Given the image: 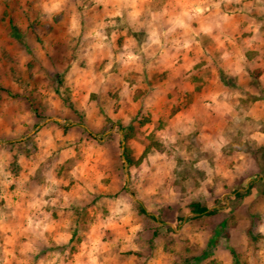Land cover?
<instances>
[{
    "label": "clouds",
    "instance_id": "1",
    "mask_svg": "<svg viewBox=\"0 0 264 264\" xmlns=\"http://www.w3.org/2000/svg\"><path fill=\"white\" fill-rule=\"evenodd\" d=\"M0 264H264V0H0Z\"/></svg>",
    "mask_w": 264,
    "mask_h": 264
},
{
    "label": "rangeland",
    "instance_id": "2",
    "mask_svg": "<svg viewBox=\"0 0 264 264\" xmlns=\"http://www.w3.org/2000/svg\"><path fill=\"white\" fill-rule=\"evenodd\" d=\"M211 217H212L213 219H215V218H216L215 214L211 215Z\"/></svg>",
    "mask_w": 264,
    "mask_h": 264
},
{
    "label": "trees",
    "instance_id": "3",
    "mask_svg": "<svg viewBox=\"0 0 264 264\" xmlns=\"http://www.w3.org/2000/svg\"><path fill=\"white\" fill-rule=\"evenodd\" d=\"M213 214H215V213H206V215H210V216L213 215Z\"/></svg>",
    "mask_w": 264,
    "mask_h": 264
}]
</instances>
